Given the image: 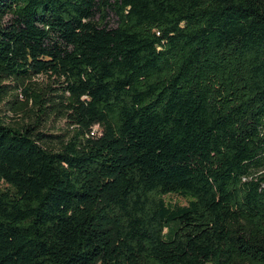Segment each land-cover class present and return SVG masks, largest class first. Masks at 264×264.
<instances>
[{
  "label": "trees",
  "instance_id": "1",
  "mask_svg": "<svg viewBox=\"0 0 264 264\" xmlns=\"http://www.w3.org/2000/svg\"><path fill=\"white\" fill-rule=\"evenodd\" d=\"M0 264H264V0H0Z\"/></svg>",
  "mask_w": 264,
  "mask_h": 264
},
{
  "label": "rangeland",
  "instance_id": "2",
  "mask_svg": "<svg viewBox=\"0 0 264 264\" xmlns=\"http://www.w3.org/2000/svg\"><path fill=\"white\" fill-rule=\"evenodd\" d=\"M111 26L115 27L116 26V22L115 19L113 18V16H111ZM40 82L41 85H46L48 84V82H50L47 78L45 77H40L37 78ZM9 118L11 121H15L16 119L13 117V115L9 114ZM19 119V118H18ZM68 125L66 123V120L64 119H59V118H52L51 121L46 125L45 127V131L49 132L51 134H63L67 131L68 129ZM95 131V135L98 136L99 135V129L98 127H95L94 129ZM167 203L170 206H181V207H186L188 206V204L190 203V201L192 199L190 198H184L181 196H176V195H170L167 196L166 198Z\"/></svg>",
  "mask_w": 264,
  "mask_h": 264
}]
</instances>
